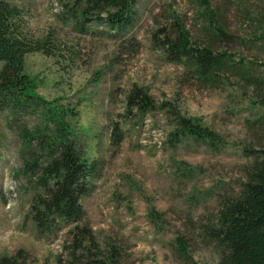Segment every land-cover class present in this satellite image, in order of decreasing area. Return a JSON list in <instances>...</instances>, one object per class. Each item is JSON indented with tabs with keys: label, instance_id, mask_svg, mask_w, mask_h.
Wrapping results in <instances>:
<instances>
[{
	"label": "rangeland",
	"instance_id": "rangeland-1",
	"mask_svg": "<svg viewBox=\"0 0 264 264\" xmlns=\"http://www.w3.org/2000/svg\"><path fill=\"white\" fill-rule=\"evenodd\" d=\"M9 1L22 9L23 30L31 39L48 32L59 41L52 56L26 54L24 71L43 98L79 110L80 137L97 168L80 202L103 254L114 248L120 264H188L172 250L173 237L183 234L190 238L192 264H215L217 254L190 219L198 223V217H207L217 194L239 180L247 161L241 152L245 120L258 110L251 89L238 78L229 76L220 87L202 86L152 42L153 33L168 27L172 15L192 37H201L199 0H136L129 24L121 29L93 16L88 22L78 15L66 22L57 19V0ZM209 2L243 43L251 22L239 10L224 8L221 0ZM236 47L237 57L264 60L248 40ZM133 87L146 90L156 108L145 114L129 108L126 96ZM174 111L216 131L221 136L216 149L187 137L173 143ZM5 114L11 115L0 114V257H16V264H57L69 241L67 227L39 235L24 220L29 195L18 176L20 140ZM114 125L122 132L119 144L110 142ZM179 161L194 167L193 173L182 174L183 166L176 170ZM151 207L161 218L154 224Z\"/></svg>",
	"mask_w": 264,
	"mask_h": 264
},
{
	"label": "trees",
	"instance_id": "trees-1",
	"mask_svg": "<svg viewBox=\"0 0 264 264\" xmlns=\"http://www.w3.org/2000/svg\"><path fill=\"white\" fill-rule=\"evenodd\" d=\"M57 19L68 21L76 15L82 22L95 17L110 28H125L136 0H57ZM254 2V3H250ZM239 10L250 30L246 38L264 53V0H221ZM248 4V5H247ZM201 37H192L180 18L173 16L169 26L153 33V43L171 61L183 65V74L205 87L224 86L229 76L238 78L251 89V101L258 113L245 120L247 138L241 146L246 158L241 176L231 188L218 193L213 211L192 222L197 235L217 254L215 264H264V60L237 57L240 37L230 32L221 19L219 8L209 0H199ZM68 17V18H69ZM22 9L9 0H0V114H5L9 129L20 140L18 156L21 187L29 195L24 220L39 235H51L67 227L69 241L57 264H120L114 248L104 255L86 219L81 198L90 192V178L96 174V161L88 160L86 144L80 137L79 110L39 95L35 81L24 71L25 56L41 52L52 56L59 41L52 33L31 39L23 30ZM239 44V45H237ZM127 105L141 114L156 108L146 90L133 87ZM173 143L183 137L216 147L221 136L198 118L174 111ZM121 129L114 125L110 142L119 144ZM179 161L184 173L192 166ZM176 164V162L174 163ZM152 224L159 221L154 207L149 210ZM160 218V219H159ZM157 225V223H156ZM192 229V228H191ZM193 230V229H192ZM172 247L175 257L192 264L190 238L176 234ZM100 254L103 256L101 259ZM16 257L1 256L0 264H16Z\"/></svg>",
	"mask_w": 264,
	"mask_h": 264
}]
</instances>
